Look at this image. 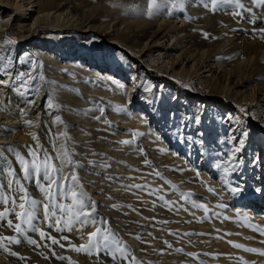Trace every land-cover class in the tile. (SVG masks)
I'll return each instance as SVG.
<instances>
[{
    "label": "rangeland",
    "instance_id": "obj_1",
    "mask_svg": "<svg viewBox=\"0 0 264 264\" xmlns=\"http://www.w3.org/2000/svg\"><path fill=\"white\" fill-rule=\"evenodd\" d=\"M19 1L17 6L20 8L27 6L20 13L15 12L10 4L0 1V54L11 59L15 51L12 71L20 72L19 67L15 70L14 67L19 58L17 50L23 49L21 59L42 65L37 70L33 69V76L43 73L48 82L59 80L73 98H78L80 104L74 107L64 100L55 99L60 108L49 109L46 96L43 100L44 111L38 117L34 115L24 119L16 133L9 132L8 136L13 134L16 138L7 146H13L26 155L24 146L34 143L31 134L35 133L45 147L51 148L45 133L50 128L49 122L59 115L76 143V151L81 154L77 159L86 166L85 170L80 171V177L85 190L97 204L98 215L110 222L112 230L122 238L141 264H264V256L232 246L239 243L246 248L264 251V243H261L264 236L248 227L250 224L264 228V203L256 200L259 196L264 201V33L253 34L254 28H264V19L250 23L248 14L244 19L233 17L227 6L223 5L213 13L202 7L204 0L192 7L188 6L191 0H184V4L175 8L172 7V0H157L160 7L153 9L151 16L148 15V0H51L54 4L62 2V6L76 10L68 14L61 27L53 28L54 12L50 11L48 15L37 12V5L45 0ZM169 10L172 11L171 16L168 15ZM253 11L259 16L264 14V7ZM82 17L94 21L95 26L101 28L91 38L76 37V33L71 32L77 28L73 25L74 21ZM104 25L107 30L102 28ZM127 25L138 35L143 31L147 34L144 40L133 39L132 43L141 51V54L135 55V59L134 53L116 42L119 34L126 33ZM181 29L184 31L180 32ZM203 33L209 34L207 39ZM158 34L159 40L152 42ZM188 38L194 39L197 41L195 45L202 47H190L185 43ZM208 44L212 45L209 49L205 46ZM164 46L169 50L161 51V56L165 58L162 68H150L154 64L149 59L157 57L158 52L155 51ZM149 50L151 53L147 52ZM246 50L252 52L243 54ZM47 55L54 57L57 64L48 63L44 57ZM171 60L174 62L172 67L169 63ZM25 70L27 73L31 68ZM50 70L64 71L69 78L58 79L56 74L49 73ZM93 71L98 73L97 78L92 75ZM14 72H11L13 76ZM5 78L0 76V79ZM107 79L120 87L123 85V90H126L125 83L132 84L134 92L126 94L123 102H114L108 94L99 93L101 89L113 90L109 83L103 84ZM116 79H119L118 82ZM37 81H33V84L40 83L42 88L46 87V80ZM85 84L99 88V91H89ZM202 86L204 88L201 89ZM210 90L215 92L211 96ZM20 91L24 92L25 89ZM239 91L242 93L235 95ZM2 92L17 93L11 95L10 105H0V112L6 113L5 109L10 110L17 102L12 96L20 94L8 88H3ZM90 101L104 107L101 120L92 118L100 115L98 111H87L94 107ZM241 108L245 109V112H241L244 113L243 119L237 114ZM140 115L143 119L139 118ZM198 116L200 123L196 124L194 120ZM105 119L111 127L103 122ZM25 120L32 121L34 126L26 125ZM203 125L204 128L201 127ZM250 126H254V130L246 138L242 152L237 154L243 163L238 171L228 175V183L225 184L224 174L221 169H216L215 164H223L230 156L229 150L235 146L232 137L240 139V133H249ZM63 127L53 128L61 131ZM177 128L183 129L184 135H191L194 140L203 143L179 142ZM201 128L205 131H201ZM132 131L144 135L137 137L132 145H121L119 141L132 139ZM205 132L207 140L204 143L202 136ZM2 138V141H7L5 136ZM140 148L144 154L140 153ZM161 148L165 151L161 152ZM94 152L109 157L111 167L107 170L87 167L88 160L100 159L92 155ZM5 155L11 160L7 152ZM145 159L175 185L179 193L154 175L147 176L152 168L144 165ZM17 165L13 161L12 166L19 171ZM182 169L192 175L191 179H186L188 188L182 187L178 178V172ZM107 176L119 179L110 182L105 179ZM141 176L145 178L130 179ZM146 181L152 187H162L164 192L160 194H165L167 200L176 201V205L169 210L153 196L136 189L126 191L122 187ZM237 185L242 191L232 193L230 189ZM209 188L214 191L209 192ZM257 188L261 191L257 192ZM31 192L34 196L37 190L32 188ZM246 192H250L252 197L250 201L247 200L251 204L249 215L247 211V215L242 213L239 204ZM180 193H191L197 203L206 204L208 217H204L202 210L193 209L185 203ZM112 205L117 207L113 208ZM40 227L57 237L68 236L77 246L86 243L87 234L94 230L92 226H84L80 231L57 233L46 224L42 223ZM0 232L9 236L15 234L6 228L0 229ZM136 236L139 239H135ZM28 238L39 242L38 235L26 232L23 237L18 236L21 244L9 246L11 251L26 257V261L0 251V264H69L68 259L61 261L60 256L70 258L72 264H95L94 257L67 248L68 241H61L67 244L66 248L58 249V245H52L56 253L53 256L47 248L27 243ZM169 244L171 247H168ZM104 260L105 264H111L107 258Z\"/></svg>",
    "mask_w": 264,
    "mask_h": 264
},
{
    "label": "snow or ice",
    "instance_id": "obj_2",
    "mask_svg": "<svg viewBox=\"0 0 264 264\" xmlns=\"http://www.w3.org/2000/svg\"><path fill=\"white\" fill-rule=\"evenodd\" d=\"M167 2V0H165ZM184 4V0H172V7H179ZM200 5V0H191L189 7ZM227 6L233 17L244 19L245 14H248L249 22L255 23L257 19H264V14L257 15L253 9L264 7V0H204L202 7L213 13L220 10L221 6ZM147 7L149 9L148 15H152V10L160 7L157 0H148ZM168 15H172V11H168ZM264 33V28H254L253 34ZM205 38H208V33H203ZM5 43H12V41H5ZM32 67L35 70L42 65L32 61ZM12 68V60L0 54V76L6 77L0 79V89L8 88L13 91L26 95L28 92L35 94L40 93L41 84H33V81L45 82V76L40 73L38 76H33L31 72H18L13 76L9 69ZM25 89L21 92V89ZM146 91L148 89H145ZM29 105L35 103L34 100L28 101ZM93 108L87 111L96 110L100 115L92 117L95 120H101L104 115V107L95 102L90 101ZM49 109H59L60 105L55 103L54 97L51 93L48 94L46 100ZM123 111V109H120ZM241 112L245 109L241 108ZM21 115H26L24 109H21ZM108 127L111 124L106 119L103 121ZM194 123L199 124L200 118L196 117ZM28 126H34L30 120H25ZM63 125V129L59 132L53 131L49 128L45 133L46 138L49 140L51 148L45 147L41 143L39 135L31 134L33 144L24 146L26 155L21 154L13 146L0 147V229H10L14 235H4L0 232V251L9 253L10 255L17 256L21 261H26V257L19 256L17 252L10 250V245L21 244V239L26 232H31L38 235L39 242L36 239L28 238L27 243L34 247H45L53 256L56 255L52 249V245H58L60 248H66V245L61 241H68L67 248L75 251L76 253L86 254L95 258V264H105L104 258L111 261V264H141V261L135 256L131 249L125 244L122 238L115 233L110 222L100 217L97 213V204L85 190L80 177V171L85 170V164L77 159L81 156L76 151V143L69 135L65 121L59 115L53 119V127ZM11 132V129H5ZM177 139L181 143L188 144H202L201 140H194L191 135H184V130L177 128ZM132 139H124L119 141L121 145L129 146L136 142V138L143 136L144 133L139 131H132L130 133ZM176 135V133H174ZM249 133L242 131L241 138L237 139L235 136L232 140L235 141V146L230 151V156L224 160L223 164L216 163V169H221L224 174V183H228V175L238 171L243 161L237 155L241 153L245 147L246 138ZM160 137L157 136V140ZM141 154H144L142 148L139 149ZM161 152L165 150L160 149ZM5 152L11 153L15 157V162L19 165V171L12 167V161L8 159ZM93 156H99L98 160H88L87 167L93 169L101 168L107 170L111 167L108 163L109 157L104 156L102 153H93ZM87 159V157H84ZM146 167H151L152 171L147 173V176L154 175L156 178L163 180L164 184L169 185L173 191L179 193V189L172 185L170 181L166 180L162 173L152 167L148 159L143 161ZM133 171H141L140 169H133ZM95 174V173H94ZM144 179L141 177H130V179ZM110 182H115L119 177L107 176ZM122 187L129 191L136 189L137 191L144 192L149 196L155 197L156 200L162 202V205L171 210L176 201H170L165 198L162 187H152L147 181L143 184H125ZM35 188L42 195V199H37L32 195L31 189ZM213 192L212 188L208 189ZM232 193H239L242 191L239 185L230 189ZM257 192L261 191L260 188L256 189ZM191 193H180V198L191 205L193 209H199L204 212V217L209 215V208L204 203H197ZM111 199V197H109ZM155 206V201H153ZM182 206V205H181ZM116 208V205H112ZM223 207V205H220ZM134 210V209H133ZM179 210V209H177ZM186 210V209H185ZM194 214V213H193ZM215 215V213H214ZM228 219V217H225ZM247 219V217H245ZM46 224L57 233L80 231L84 226H92L94 230L87 234V242L79 244L78 246L71 242L68 236L60 235L59 237L46 232L41 224ZM77 225L80 227L78 228ZM253 231L258 232L264 236V228L254 225H248ZM174 235V233H172ZM139 239L138 236L134 237ZM232 243V242H229ZM264 243V241H261ZM232 246L236 249L258 254L264 256V251L256 248H246L243 244L233 243ZM168 247H171L169 244ZM67 250V249H66ZM181 251V250H178ZM47 258V257H45ZM61 260L68 259L69 264H72L70 258L64 256L58 257Z\"/></svg>",
    "mask_w": 264,
    "mask_h": 264
},
{
    "label": "bare ground",
    "instance_id": "obj_3",
    "mask_svg": "<svg viewBox=\"0 0 264 264\" xmlns=\"http://www.w3.org/2000/svg\"><path fill=\"white\" fill-rule=\"evenodd\" d=\"M0 1H2V2H6L7 4H10L14 9H15V12H17V13H20V12H23V11H25V10H23V9H25L27 6H25L24 8H20L19 6H17L18 4H19V0H0ZM56 1V0H55ZM62 1V0H61ZM67 0H64V2H66ZM54 2V1H53ZM53 2H51V0H45V2H43V3H41V4H39V5H37V6H39V8H37L38 9V13H41V15H42V13H46V15H48L49 13H50V11H53L54 13L53 14H55L56 16H55V18L54 19H52V22H51V25H52V27L53 28H59V27H61L62 26V24L64 23V19L65 18H67V16H69L68 14H70L71 12H76V10L75 9H72V10H70V9H68V8H66L65 7V5L64 6H62V2L61 3H58V4H54ZM73 2V1H72ZM1 3V2H0ZM39 3V2H38ZM6 4V5H7ZM36 6V7H37ZM68 6H70V5H68ZM80 10V9H79ZM40 15V14H39ZM73 16H75V15H73ZM6 18V17H5ZM73 18V17H72ZM96 20H98V19H96ZM37 21V20H36ZM94 22V21H93ZM93 22H91V21H88V19H86V18H84V17H82V18H78V19H76L75 21H74V24L73 25H75V27H77L76 28V30L75 31H71L72 33H76V37H80L81 38V36L82 37H85V36H89V38H91L93 35H95V34H97L98 33V31L101 29L100 27H96L95 26V24L93 23ZM3 23V22H2ZM59 23H61V25L59 26ZM69 23V22H68ZM144 25L145 24H143L142 25V27H144ZM102 28H104V30H107V26H105L104 25V27H102ZM126 33L125 34H123V35H121V34H119L117 37H116V42H118V43H122V45L128 50V51H130V52H132V53H134V59H135V55H139V54H141V51L140 50H137V45H135L134 43H132L133 42V39H136V40H139V41H141V40H144L145 39V37H147V34H146V31H143V32H141V34H136V32H134V30L133 29H131V27H130V25H127L126 27ZM73 29H75V28H73ZM185 29V28H184ZM186 30V29H185ZM190 30V29H189ZM184 30L183 29H181V31L180 32H183ZM187 32V31H186ZM186 32H185V34H186ZM212 34V33H211ZM160 34H158V35H155V38L152 40V42H157L159 39H157L158 38V36H159ZM189 37V36H188ZM212 40V39H211ZM181 42V41H180ZM197 41H195L194 39H192V38H188L186 41H185V43H187V44H189L190 45V47H197V46H199L200 48L202 47L201 45H195V43H196ZM213 42V41H212ZM59 43V42H58ZM54 46V45H53ZM205 46H207V48L209 49V48H211L212 47V45L211 44H208V45H205ZM50 48V47H49ZM248 48V47H247ZM51 49V48H50ZM249 49V48H248ZM63 50V49H62ZM165 51V52H167L169 49H168V47H165L164 46V48L163 47H160L159 48V50H157V51H155V52H158V55H157V57H153L152 59H149L150 61V63L152 64H154V65H152L150 68H158V69H161L162 68V66H161V64H163L165 61V58H164V56H161V51ZM251 50V49H250ZM250 50H248V52H247V50L246 51H244V53L243 54H248V53H250V52H252V51H250ZM66 51V50H65ZM133 51H136V52H133ZM143 51V50H142ZM22 52H23V49H18L17 50V54H18V63H16V66L14 67V70L15 69H17L18 67H19V70H20V72H25L26 73V68L27 67H29V68H31V70H28V72H31L32 73V75L34 74V71H33V67H32V61L30 62L29 60H27V59H21L20 58V54H22ZM147 52H149V53H151V51L149 50V51H147ZM239 53V52H238ZM166 54H169V53H166ZM163 55H165V54H163ZM231 56V55H230ZM229 56V57H230ZM251 56V55H250ZM15 57V51H14V54H12V56H11V60H12V62H13V59H15L14 58ZM45 57V60L46 61H48V63H52V64H57L56 63V59L54 58V57H51L50 55H47V56H44ZM168 57H169V55H168ZM237 57H238V55H237ZM8 58V57H7ZM142 58V57H141ZM148 58V57H147ZM236 58V57H235ZM31 60V59H30ZM161 60V61H160ZM167 60V59H166ZM169 60V59H168ZM241 60V59H240ZM160 61V62H159ZM183 61V60H182ZM16 62V61H15ZM110 62V61H109ZM180 62H181V60H180ZM226 62V61H225ZM87 63V62H86ZM160 63V64H159ZM169 63H171L170 64V66L172 67V65L174 64V62L171 60ZM167 64H168V62H167ZM23 65V66H22ZM112 65V64H111ZM93 66H95V64L93 65ZM138 66V65H137ZM229 66V65H228ZM206 67V66H205ZM108 68V67H107ZM110 68V67H109ZM13 70V68H11V70H10V72H14V71H12ZM37 70V69H36ZM110 70V69H109ZM151 70V69H150ZM153 71V70H152ZM27 72V73H28ZM90 71H89V69H88V73H89ZM16 73H18V71H16V72H14L13 74H14V76H15V74ZM50 74H56V77L58 78V79H67V78H69V76H65V72L64 71H55V70H50V72H49ZM110 73V72H109ZM94 77H96L97 75H98V73L96 72V71H93V74H92ZM188 75V74H187ZM211 75L213 76V73H211ZM124 76V75H123ZM67 77V78H66ZM97 78V77H96ZM122 79V78H121ZM45 80H46V87H44V88H42L41 87V91H40V93L37 95V94H35V93H33V92H28L26 95H21L20 93V95H16V96H12V98L14 97V102H16V104H13L12 105V107L10 108V110H8V109H5V111H6V113H1L0 112V147H6L7 145H9V144H11L12 142H13V140L16 138L15 137V135H10V136H8V134H9V132L8 131H5V129H11V130H13V131H11V132H15L16 133V131H18V125H21L22 123H23V120L24 119H27V117L28 118H31L32 116H34V115H37V117L41 114V112H43L44 111V108H45V106L43 105V100H44V98L46 97V96H48V94L49 93H51V95L54 97V100L56 99V100H59V101H61V100H64L65 102H67L69 105H71V106H74V107H76V106H78V104H80L79 103V100H78V98H73V96H72V94H70L69 93V90L67 89V88H65V87H63L62 86V84L59 82V80L57 81V80H53V81H56V82H52V81H50V82H48V79H46L45 78ZM118 80L119 79H116L115 81L116 82H118ZM124 81V80H123ZM133 81V80H132ZM38 82V81H37ZM52 82V83H51ZM122 82V81H121ZM47 83H50L49 85H52L51 87H49L48 86V84ZM105 83H109L110 84V86L112 87V89L113 90H109V89H101L100 90V94L101 95H103V94H105V95H109V98L111 99V100H113L114 102H117V101H120V103H121V100H122V102H123V97H125V95L127 94H129V95H131L132 94V92H134V89L135 88H132L133 86H132V84H129V85H127L126 83V85L124 84V88L126 89V90H123V88H121L119 85H118V83H113V82H111L110 80H108L107 79V81H105V82H103V84H105ZM134 83V82H133ZM123 84V83H122ZM135 84H138V83H135ZM121 85V84H120ZM44 86V85H43ZM138 86V85H137ZM85 87L89 90V91H96V92H98L99 91V88H94V87H90L89 85H87V84H85ZM224 87V86H223ZM202 88H204L203 86L201 87V89ZM210 89V88H209ZM212 90H213V88H211ZM222 90H224V88L222 89ZM221 90V92H223ZM228 91H229V89H227ZM3 91V89H0V93H2V94H0V105L1 106H4V104H7V105H10L11 104V95H13V94H17V93H12V92H10V94H5V92H2ZM42 91H45V92H42ZM181 91V90H180ZM211 91V90H210ZM214 91V90H213ZM213 91H211V92H209V95L211 94H214L215 92H213ZM22 92V91H21ZM240 93H242V92H236L235 93V95L236 94H240ZM208 94V93H207ZM42 95V96H41ZM210 95V96H211ZM234 95V94H233ZM240 97H242V96H240ZM26 99V100H25ZM29 100H34L35 101V103L34 104H32V105H29V103H28V101ZM81 103H82V101H81ZM113 103V102H112ZM213 103V102H212ZM120 105V104H119ZM124 105V104H123ZM229 105V104H228ZM13 106H16V107H13ZM126 106V105H125ZM21 109H24L25 110V112H26V115H21ZM146 109V108H145ZM11 110H13V111H11ZM5 114H7V116L6 117H3ZM141 114V113H140ZM237 114L239 115V117H241L242 119H243V114L244 113H241V111H240V109L238 110V112H237ZM242 114V115H241ZM47 116H49L48 115V113H47ZM199 117V116H198ZM139 118L140 119H143V116H139ZM249 119H251V118H249ZM247 120V119H246ZM138 122H141V121H138ZM241 122H242V120H241ZM244 122V121H243ZM42 123H45L44 121L42 122ZM138 125H139V123H137ZM44 126H45V124H43ZM49 125H50V128H53V121H51V122H49ZM204 126L205 125H203V126H201V127H203L204 128ZM49 129V128H48ZM47 129V130H48ZM250 131H249V134L252 132V130H254V126H250V129H249ZM53 131H55V132H59L60 130L59 129H54L53 128ZM201 131H205V130H202V128H201ZM151 132L152 133H154L153 132V130L151 129ZM200 133H202V132H200ZM207 132H205V134H203V138H204V143L206 142V140H207V134H206ZM205 135V136H204ZM3 136H5V140H7L6 142H4V141H2L4 138H2ZM22 137V139L24 140H26V137L25 136H23V135H21ZM198 136H200V134L198 135ZM202 137L200 138V139H202ZM7 154H9L8 156H10V158H11V160H12V162L14 161L15 162V157L13 156V155H11L10 153H8L7 152ZM136 161V160H135ZM16 163V162H15ZM209 164V163H208ZM18 166V168H19V165H17ZM210 166V165H209ZM13 167V166H12ZM14 168V167H13ZM18 170V169H17ZM179 174H178V178L181 180V186L182 187H186V188H188L187 187V183H186V179H187V177H190V179L192 178L191 176V174H189V172H186L184 169H182V170H180L179 172H178ZM248 174V173H247ZM250 174V173H249ZM252 175V174H251ZM249 176V175H248ZM249 178H250V176H249ZM255 178V177H254ZM189 179V180H190ZM177 180V179H176ZM249 180V179H248ZM190 184H194L193 182H190ZM247 184V183H246ZM248 185H250V184H248ZM251 186V185H250ZM250 188V187H249ZM248 191V190H247ZM254 191V190H253ZM36 196H38L40 199H42V195H41V193H39L38 191H37V193L35 194ZM34 195V196H35ZM117 196V195H116ZM250 196V197H249ZM120 197V196H119ZM248 197L250 198V199H248ZM116 198V197H115ZM241 199H243V200H241V202L239 203L240 204V206H241V211H242V213H244V214H246V211H247V213L250 211V207H251V204H249V203H247V200L248 201H250L251 199H252V197H251V193L250 192H246L244 195H243V197H241ZM263 199V198H262ZM262 199H259V196H257V199L256 200H258V201H262V203H264V201L262 200ZM246 205H248V207L246 206ZM250 206V207H249ZM132 211V210H131ZM244 211V212H243ZM253 212V211H252ZM131 213V212H130ZM250 214H251V212H250ZM247 215V214H246ZM248 215H249V213H248ZM51 231V230H50ZM71 237V236H70ZM39 239V238H38ZM72 240V239H71ZM74 242H75V240H74ZM67 245V244H66ZM217 245V244H216ZM42 248V247H41ZM40 248V249H41ZM60 247H58V249H59ZM36 249V248H35ZM44 249V248H43ZM57 249V250H58ZM39 250V249H38ZM75 252V251H74ZM72 253V252H71ZM60 254V253H59ZM42 255H44V254H42ZM49 255V254H48ZM74 255V254H73ZM13 256V255H12ZM45 256V255H44ZM81 258V257H80ZM4 259V258H3ZM38 259V258H37ZM74 259H76V256H75V258ZM18 260V259H17ZM30 261V260H29ZM41 261V260H40ZM39 261V262H40ZM59 261V260H58ZM62 261V260H61ZM42 262V261H41ZM82 262V261H81ZM84 262H85V260H84ZM15 263V262H14ZM30 263V262H29ZM65 263V262H64ZM69 263V262H68ZM51 264V263H50ZM76 264V263H75Z\"/></svg>",
    "mask_w": 264,
    "mask_h": 264
}]
</instances>
